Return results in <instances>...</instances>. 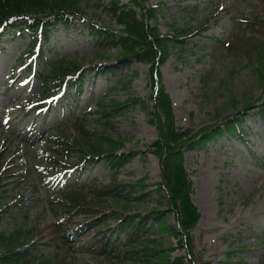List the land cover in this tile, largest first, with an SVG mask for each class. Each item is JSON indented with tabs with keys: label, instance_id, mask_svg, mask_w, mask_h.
<instances>
[{
	"label": "rangeland",
	"instance_id": "1",
	"mask_svg": "<svg viewBox=\"0 0 264 264\" xmlns=\"http://www.w3.org/2000/svg\"><path fill=\"white\" fill-rule=\"evenodd\" d=\"M110 1L80 0L83 18L68 26L53 24L49 35L39 38L45 58L32 68L16 64L11 70L14 57L31 44V32L11 26L0 33L1 161L16 173L3 178L5 186L0 194L3 191L20 199L19 203L9 199V210L0 213V231L21 230L22 238L28 236L26 247L35 244V257L53 250L50 231L58 219L47 203L51 185L40 175L44 174L40 155L46 134L68 126L75 116L87 111L88 127L95 128L99 118L96 100L108 92V97L119 100L129 96L144 99V104L129 105L111 118L113 137L124 140L118 151L129 155L116 170L104 159L85 170L72 169L66 183L83 187L110 184L114 175L117 181L133 183L127 204L109 197L97 204V209L110 213L106 229L115 225L113 212L147 214L155 207L166 213L164 224L178 230L174 212L161 195L164 191L156 188L161 179L159 156L147 151L159 135L151 121L154 85L150 64L131 60L128 66L105 70L101 64L114 62L117 48L112 46L96 55V36L90 32L89 23L120 27L108 10ZM145 5L154 7L155 14L148 23L160 33L175 27L189 32L183 36L182 46L166 47V55L156 65V84L170 96L175 124L195 133L205 126L234 121L219 137L181 146L184 169L192 182L191 199L199 212L189 230V249L184 234L174 237L158 229L152 234L157 239L162 237L161 245L171 257L183 255L190 259L188 264H264V116L259 110L264 99V55L260 53L262 47L252 49L251 57L226 48L233 36L264 35V0H146ZM258 21L263 23L259 27ZM56 55L82 64L86 74L80 78L79 88L68 84L49 108H40L41 102L27 107V100L41 90L38 72ZM118 79L128 80L125 87ZM37 177H41L38 182ZM83 218L76 216L78 222L72 228L83 227ZM82 231L67 264H135L114 250L103 252L98 242L91 243L93 230ZM112 238L115 244L122 240V236Z\"/></svg>",
	"mask_w": 264,
	"mask_h": 264
},
{
	"label": "trees",
	"instance_id": "2",
	"mask_svg": "<svg viewBox=\"0 0 264 264\" xmlns=\"http://www.w3.org/2000/svg\"><path fill=\"white\" fill-rule=\"evenodd\" d=\"M79 2L80 0H0V33L11 26H19V29L25 28L31 32V44L21 50L15 58L16 62L27 66L26 62L30 58L37 61L45 58L39 40L49 35L53 24L68 26L77 19L83 18ZM145 2L146 0H131L128 3H120L119 0H111L108 3V10L114 16L115 23L120 26L119 29L95 27L93 23H89V27L90 32L96 36L97 56L105 53L112 46L118 51L115 61L101 64L102 69L116 70L128 66L131 60L150 64L151 81L154 85L150 94L154 101L151 121L156 124L159 135L151 142L147 151L159 156L161 179L156 183V188L164 191V194L163 192L159 194L166 198L169 210L174 212L178 230L174 225H165L166 213L155 207L147 214L113 212L115 225L106 229L109 226L106 220L110 213L97 209V204L102 202L104 197H109L114 201L119 199L125 205L128 203L131 185L133 186V183L117 181L115 175L110 184L94 183L86 187L56 185L47 201L51 211L58 216V219L52 223L50 231L53 250L35 257L32 255L35 244L32 242L26 247L25 244L29 242L28 236L22 238L21 230L14 233L0 231V250H2L0 264H67V259L70 258V253L75 247V239L82 236L83 228L93 230L94 239L91 243L98 242L104 249L103 252L114 250L120 258L131 260L135 264H188L190 261L183 255L171 257L161 245L162 237L157 239L152 233L158 229L167 231L174 237L179 233L184 234L187 240L186 248L190 246L189 230L196 223L199 212L191 199L192 182L184 169L181 146L192 141L200 144L219 137L234 121L229 123L225 121L223 125L205 126L195 133L175 124L170 96L162 86L156 84V75H158L156 65L166 55V47L182 46L183 36L189 32L175 27L170 32L160 33L156 26L148 23V19L154 16L155 9L152 5H145ZM260 24L263 23L258 21L257 26L259 27ZM258 35H261L260 39ZM258 35L256 37L251 34L246 38L242 35L233 36L226 44V48H235L251 57L249 55L252 49L262 47L260 53L264 55V35L263 33ZM85 74L82 64L77 60L65 55H56L47 62L44 70L38 72L42 83L39 87L41 90L33 101H41L56 95L65 84H70L77 90L78 82ZM118 81L123 87L128 82L121 79ZM115 86L114 84L111 90ZM108 95L109 92L96 100L99 118L95 122V128L88 127L87 117L90 112L87 111L85 115L75 116L68 126L46 134L44 149L40 155V162L45 166L44 172H50V176L55 179L57 176H63L68 169L85 170L102 159L115 170L126 161L129 154L118 151L123 147L124 140L122 137H113L111 118L126 110L129 105L144 104V99L129 96L119 100ZM259 110L264 116V99ZM199 131L202 132L201 135ZM2 154L3 149L0 148V191L4 190L5 186L3 178L6 175L16 174L2 164ZM71 155H75L76 158L69 159ZM115 170L113 174H116ZM40 175L43 177L42 173ZM18 176L20 177L19 174ZM37 179L41 180V177H37L36 182ZM11 198L17 202L20 200L1 192V214L9 210ZM79 215L84 217L82 222L84 226L73 229L72 226L78 222L74 218ZM149 221L152 223L147 225ZM39 232L37 233L40 234ZM113 236H122V240L115 244ZM178 243L180 245L181 240Z\"/></svg>",
	"mask_w": 264,
	"mask_h": 264
}]
</instances>
